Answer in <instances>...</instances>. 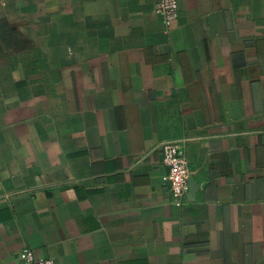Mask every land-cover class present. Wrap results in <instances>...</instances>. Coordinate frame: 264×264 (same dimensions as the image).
<instances>
[{
    "label": "crops",
    "instance_id": "0c3cea01",
    "mask_svg": "<svg viewBox=\"0 0 264 264\" xmlns=\"http://www.w3.org/2000/svg\"><path fill=\"white\" fill-rule=\"evenodd\" d=\"M178 1L0 0V264H264V0Z\"/></svg>",
    "mask_w": 264,
    "mask_h": 264
},
{
    "label": "built area",
    "instance_id": "2783aa9c",
    "mask_svg": "<svg viewBox=\"0 0 264 264\" xmlns=\"http://www.w3.org/2000/svg\"><path fill=\"white\" fill-rule=\"evenodd\" d=\"M155 12L161 16L165 25L170 27L178 17V0H158ZM186 139H170L161 143L163 150V161L167 168L163 180L169 185L172 192V200L177 204L184 201L189 190V182L192 170L185 154ZM20 264H55L52 258L38 256L34 250L25 247L19 254Z\"/></svg>",
    "mask_w": 264,
    "mask_h": 264
}]
</instances>
